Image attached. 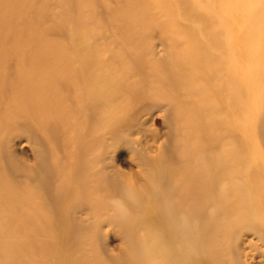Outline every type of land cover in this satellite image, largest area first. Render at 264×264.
<instances>
[{"label":"rangeland","instance_id":"rangeland-1","mask_svg":"<svg viewBox=\"0 0 264 264\" xmlns=\"http://www.w3.org/2000/svg\"><path fill=\"white\" fill-rule=\"evenodd\" d=\"M208 22V72L224 77V60L234 57V106L224 119L215 107L199 111L211 97L199 79ZM223 23L229 31L215 32ZM82 54L95 58L87 70ZM98 64L126 82L119 105L95 115L83 139L91 97L82 78ZM72 73L80 79L66 95L51 85ZM134 82L149 91L131 93ZM218 131L226 140L214 147ZM226 148L235 162L246 158L241 173L256 192L246 198L264 219V0H0V264H264L260 219L229 239L219 227L206 235L211 220L201 216L186 237L200 244L181 252L169 245L165 255L182 237L183 216L166 218L163 191L191 187L199 163ZM194 193L182 192L184 210ZM208 196L203 212L213 211ZM35 203L48 208L51 225L33 223Z\"/></svg>","mask_w":264,"mask_h":264},{"label":"bare ground","instance_id":"bare-ground-1","mask_svg":"<svg viewBox=\"0 0 264 264\" xmlns=\"http://www.w3.org/2000/svg\"><path fill=\"white\" fill-rule=\"evenodd\" d=\"M208 25H211L210 22L205 25L207 31L203 36L204 39L201 38L199 42L201 43L199 45V68L201 73L199 74V79H201V81L210 88L211 97L207 98L203 96L205 98L201 100V109L199 111H201L202 115H207L209 114V109L215 110L216 108L218 109V111L215 110L217 112H215V114L220 116L219 118L224 119L229 118L232 115L230 106H234V94L231 90V87L227 85V83L230 82L231 74L235 70V66L233 65L234 57L230 56L228 54V51L225 53V48H222L220 45L222 56L224 54H228L227 58L224 60L223 72L225 73V76L219 77V75H214L213 73L208 72L206 62L209 59L207 58L209 49L206 39L212 38V35L207 28ZM214 31L225 33L229 31V28L223 23L222 27L219 24L216 29H214ZM230 46H232V49H234L236 47V44L232 42L230 43ZM80 59L81 65L85 70L89 69L95 64V58L91 55L82 54ZM238 60L240 61V58H238ZM102 68V65L98 64L96 66V70L94 69L93 72L87 73L84 76V79L82 78V80L86 83L87 93H89L91 97L89 102L84 106L83 111V115L85 113L89 114L88 124L84 125L82 121H79L80 130H83L79 134L83 135V139H85V137H89V133L91 132V129L94 125L95 115L100 114V112L103 111L109 104L119 105V103H116L124 90L126 79L113 80L110 76H108V74H106V72L103 71ZM80 74L72 73V76H65L63 78L61 77L57 80L56 84H50L52 86H61V88H63V91L61 90L63 92V95H66V89L71 86V83L73 84L80 79ZM158 81L162 88L168 86V83L163 76V72L158 77ZM144 86L145 85L141 84L140 82H134L130 85L131 93L137 92L138 90H141L144 93H146V91L148 92L149 90ZM54 99H56V97H54L52 101H54ZM209 100H211V102H209L208 104L207 102ZM20 118L29 122L28 116H26L25 113H20ZM205 129L208 130V126H206ZM227 133L231 135L230 131H227ZM89 140L87 141L88 145ZM211 140L214 147L220 145L222 146L224 140H226V133L218 131L217 134L213 135ZM205 151L208 156H215L214 152L212 154V150L205 149ZM222 153L223 154L216 155L214 159L212 158L213 162L211 164L210 160L205 161L206 159H209L208 156L204 160L205 162L199 163L197 167V169H199L197 173V180L195 182H191V187L195 191V199L194 206H192L190 209L184 210V205L180 203L182 201V192L187 191L191 187H188L183 182H179L180 185L170 186L163 191L164 193L162 197L166 200L165 207L163 206L166 218H169V220L173 221L175 218H180L178 217L179 214H182L183 216L179 225L183 232L182 237L176 243L169 241L168 245L166 246L165 255L168 254L169 245L175 244L172 247L173 252H181L186 249H193L200 244L199 239L194 237H192L193 243H188V239H186V237L187 235H189L190 227H192L194 231H197L200 224L199 218H201V216L203 218L209 217V219L211 220L210 223L206 224V226H203L204 228H209V231L206 232V235L211 234L213 227H219L220 233L224 234L226 232L229 239L233 236V234L236 233H233V231L240 225L244 224L246 226H253L257 228L258 220L260 219L264 221L260 213L255 212L254 215L251 213L250 208H252V206H250V203L252 202H249L246 198V196H250L249 194H256V192L252 191V189L249 188L246 175L242 176L241 173V169H243V166L246 165V158L244 161H242V159L240 158L238 162H235L231 149L226 148ZM253 157V155L249 156V161H251ZM237 164L242 166H238ZM159 181V179H156L154 183L158 185ZM175 182H178V180L176 179ZM32 189L33 196L38 195L40 197H43L40 189ZM78 192L80 196L83 195V191L81 189H79ZM206 193L207 196L208 194L211 195V202L214 203V205L211 207V210L213 211L206 209L203 212L202 210V199L204 197L201 196L205 195ZM33 209L38 211V216L36 215V217L39 219V223L37 224L33 219V223H35L37 227L51 225V223L48 221L47 207L35 203V205H33ZM190 210L193 211L191 213L184 212ZM224 210H227L229 212L226 214V216ZM200 212L201 214L199 215ZM214 249H216V254L214 256L218 260V254L220 253V251H222V248H219V246H215ZM170 255L166 257L169 258ZM197 260H199V258H197Z\"/></svg>","mask_w":264,"mask_h":264}]
</instances>
